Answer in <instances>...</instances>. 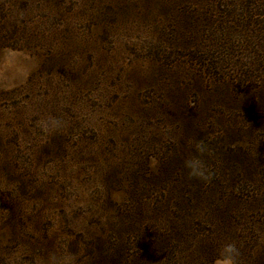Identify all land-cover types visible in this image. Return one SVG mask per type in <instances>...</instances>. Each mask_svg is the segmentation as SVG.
<instances>
[{"label":"rangeland","instance_id":"1","mask_svg":"<svg viewBox=\"0 0 264 264\" xmlns=\"http://www.w3.org/2000/svg\"><path fill=\"white\" fill-rule=\"evenodd\" d=\"M194 106L200 135L172 115ZM207 137L237 183H189L175 154ZM226 242L264 264V0H0V264H214Z\"/></svg>","mask_w":264,"mask_h":264},{"label":"trees","instance_id":"2","mask_svg":"<svg viewBox=\"0 0 264 264\" xmlns=\"http://www.w3.org/2000/svg\"><path fill=\"white\" fill-rule=\"evenodd\" d=\"M195 48V44H193V46H190V48ZM226 82V79H219L218 81H215L214 83H213V85L217 88V86L219 85V84H223V83H225ZM219 90H220V92H217V90L215 89V96L218 98V96L219 97H223V98H232L234 95H232L233 93H235V89H233V88H231L230 90H229V93H228V90L226 91H224V89H222V88H219ZM233 99L234 100H237V97L235 96V97H233ZM204 111H206V115H204ZM216 111V110H215ZM215 113V115H219L220 113L219 112H214ZM172 115L174 116V117H180L181 118V122L183 123V124H191V128H192V130L194 129V132H196V134L197 135H200V133H201V131H203L204 129V125L206 124V123H208L209 122V120H215V116H212V115H210V113L209 114H207V110H205L204 108H201V107H189V109L188 110H186V111H183V110H181L179 107L178 108H176V111L175 112H173L172 113ZM205 117V118H204ZM202 118H203V122H198L197 120L199 119V120H202ZM205 121V122H204ZM181 129V128H180ZM202 135V134H201ZM195 137V136H194ZM201 139V141H203V142H206V141H209V139L210 138H206V140H204L203 138H200ZM203 139V140H202ZM194 140H197V138L196 139H194ZM211 140V139H210ZM182 139H180L178 142H177V146H179V147H182V146H184V143H182ZM179 143V144H178ZM194 145L195 144H193V148L192 147H189L190 148V157L191 156H193V155H195L196 153H195V151H194ZM187 148H188V144H187ZM229 148H225V150H222V154H224L227 150H228ZM183 154H182V151H181V149L179 148L178 149V154H175V157L178 159V163L179 164H184V161H185V158L182 156ZM172 162L173 163H176V160L174 159V158H172ZM164 168L166 169V167H165V165H164ZM167 170V169H166ZM184 170H186V169H184ZM183 172V171H182ZM188 173V172H187ZM182 174H185V172H183ZM224 176V175H223ZM225 177V176H224ZM226 178L227 177H225V178H221V177H219L217 174H216V172H213V178L210 180V181H202V180H199V179H196V178H192V177H190L189 176V183L190 184H196V182H198V183H201V184H203V183H205V182H210V183H212L213 185H214V187H216V188H219V189H222V188H220L219 186L221 185L219 182H228V184H234V183H237L236 182V179H233V178H230V179H227L226 180ZM182 179V182L184 181V179H183V177H182V175H180V176H178V178H177V181H179V180H181ZM215 183H217V185L215 184ZM197 185V184H196ZM219 185V186H218ZM204 186V184L203 185H201L200 187H203ZM198 189V188H197ZM195 190L196 191V193H194L195 194V196H196V198H197V200H199V196L201 195L200 193H203L202 192V190ZM201 189V188H200ZM194 191V192H195ZM225 191H226V186H225ZM225 193V192H224ZM222 197V196H221ZM165 199V196H164V193L162 192V194H161V197H160V199ZM223 199H224V197L223 198H218V201L220 200V201H223ZM196 200V201H197ZM178 218V217H177ZM174 229L176 230V235L174 236V238H173V242H174V244H176V245H179V242H181V243H184L185 242V240H184V238L183 237H180V230L181 229H179L178 227H174ZM172 239V238H171ZM160 240V241H159ZM158 241L159 242H167V241H170V238H168V239H158ZM155 243V242H154Z\"/></svg>","mask_w":264,"mask_h":264},{"label":"clouds","instance_id":"3","mask_svg":"<svg viewBox=\"0 0 264 264\" xmlns=\"http://www.w3.org/2000/svg\"><path fill=\"white\" fill-rule=\"evenodd\" d=\"M53 125L59 124L58 121H52ZM195 155L184 161V167L188 171V175L202 181H210L213 178L212 170L206 165L202 156L211 154L209 147L203 142L198 141L194 145ZM240 252L234 242H226L220 246L217 251L214 264H239ZM49 264H64L55 255L50 256Z\"/></svg>","mask_w":264,"mask_h":264}]
</instances>
